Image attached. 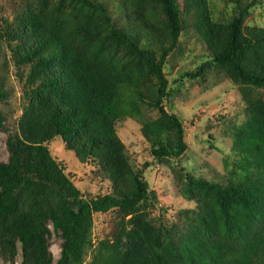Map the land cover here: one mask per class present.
<instances>
[{"label": "trees", "instance_id": "16d2710c", "mask_svg": "<svg viewBox=\"0 0 264 264\" xmlns=\"http://www.w3.org/2000/svg\"><path fill=\"white\" fill-rule=\"evenodd\" d=\"M113 1L33 0L0 22V53L4 32L23 85L16 128L0 110V131L9 133V158L0 162V258L13 261L20 243L22 264H264V99L256 91L264 88V27L244 23L261 0H236L225 24L211 19L207 0H184L185 10L179 0ZM184 11L194 12L212 52L186 75L218 66L234 83L255 87L243 92L246 120L224 158L227 173L212 177L182 162L185 122L167 106L173 88L164 69ZM151 16L163 17L168 31L157 35ZM152 34L157 47L142 46ZM120 45L144 66L128 65ZM143 101L160 114L142 126L143 134L159 137L152 163L177 160L194 195L186 223L165 235L146 222L155 196L145 174L151 163L134 167L117 130ZM56 137L80 161L99 164L111 189L84 196L51 153ZM112 210L122 214L113 241L94 244V214ZM53 232L62 238L56 262Z\"/></svg>", "mask_w": 264, "mask_h": 264}, {"label": "rangeland", "instance_id": "374dc122", "mask_svg": "<svg viewBox=\"0 0 264 264\" xmlns=\"http://www.w3.org/2000/svg\"><path fill=\"white\" fill-rule=\"evenodd\" d=\"M31 1L33 0H0V22L3 18L14 20L20 16ZM108 1L111 2L110 4L114 3L113 0ZM244 1L247 0H242ZM179 2L181 9L185 10L184 0ZM207 2L212 20L225 24L234 14L236 0H207ZM156 14L160 15L157 11ZM151 18L155 27L160 30L157 35H160L161 31L163 33L168 31L163 17L151 16ZM244 23L247 26L264 27V0L252 8ZM3 34L5 33H1L3 40H1L0 53V110L5 113L10 125L16 128L22 114L23 85L18 78L11 54L7 50L8 44ZM203 34L197 27L194 12L184 11L183 32L164 70L173 88L167 106L183 119L186 126L188 148L181 157L182 162L195 174L212 177L227 173L224 158L235 132L246 120L243 92L245 88L255 87L234 83L229 74L218 66L206 68L202 75L194 78L186 75V70L195 71L198 66L208 61L212 53ZM154 40L153 34L149 37L144 35L141 44L143 46L150 42L156 48L158 44H154ZM117 52L131 67L144 66L142 60L128 53L122 45L118 47ZM256 91L260 98L264 99V88H258ZM159 116V112L150 101L139 102L138 108H134L129 115L120 118L117 130L134 167L144 165L146 162L151 163L145 174L155 196L151 205L144 210L146 222L157 232L165 235L168 229L179 230L186 223V210L194 195L190 194L186 186L177 160L164 159L152 163L154 157L150 149L159 137L157 133L143 134L142 126L143 123L154 121ZM8 136V132L0 131V162L9 158ZM49 148L84 196L91 197L111 189V183L102 167L94 161H80L75 152L67 148L62 138L56 137L51 140ZM121 217L122 214L114 210L95 213L92 226L94 244L101 239L113 241ZM50 228L53 231L52 226ZM61 242L62 238L53 232L49 250L54 262L61 255ZM17 248V255L13 261L4 262L0 258V264H22L23 253L20 243H17ZM89 255L87 260L90 258Z\"/></svg>", "mask_w": 264, "mask_h": 264}]
</instances>
